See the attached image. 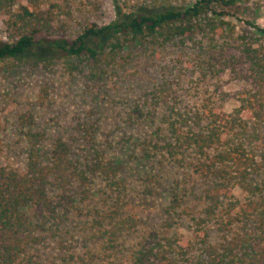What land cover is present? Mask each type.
I'll list each match as a JSON object with an SVG mask.
<instances>
[{
  "label": "trees",
  "instance_id": "trees-1",
  "mask_svg": "<svg viewBox=\"0 0 264 264\" xmlns=\"http://www.w3.org/2000/svg\"><path fill=\"white\" fill-rule=\"evenodd\" d=\"M69 1L0 0L10 31L8 40H0V61L39 63L59 56L73 69L86 64L91 76L104 79L117 73L119 55L131 43L193 39L205 26L214 34L193 65L204 79L228 72L241 83L235 94L239 106L230 112L211 102L212 95L183 103L178 86L184 77L173 72L163 74L152 90L166 109L157 128L164 131V143H151L188 168L184 187L181 180L170 190L165 228L144 234L123 264H264V179L258 178L262 165L255 129L252 134L249 129L264 126V26L242 18V0H111L112 21L82 22L71 31L70 14L63 9ZM84 1L99 8L97 0ZM228 17L242 20L255 33H235ZM222 27L224 32L229 28V39L218 36L216 29ZM35 48L54 54L30 55ZM245 112H251V121ZM147 115L151 111L136 104L129 124ZM20 124L26 129V166H0V264H19L27 257L34 264L31 253L45 235H55L74 214L89 216L100 230L114 221L116 227L104 230L113 242L114 233L124 227L117 219L126 181L96 138L98 123L79 122V138L61 136L49 146L46 130L35 127L33 115L21 116ZM97 180L118 192L111 204L95 187ZM180 217L193 222L187 234L172 230ZM50 264L92 263L70 252Z\"/></svg>",
  "mask_w": 264,
  "mask_h": 264
},
{
  "label": "rangeland",
  "instance_id": "rangeland-1",
  "mask_svg": "<svg viewBox=\"0 0 264 264\" xmlns=\"http://www.w3.org/2000/svg\"><path fill=\"white\" fill-rule=\"evenodd\" d=\"M97 1V9L88 7L84 0H70L67 8L62 6L70 14L66 22L71 31H76L82 22L103 24L115 18L111 0ZM242 4V18L264 26V0H242ZM225 20L230 22L229 28L235 33H255L236 17ZM223 28L216 29L218 36L229 39V28L225 32ZM214 30L204 26V31L199 30L193 39L173 37L167 41L131 43L119 55L115 67L117 73L104 79L91 76L86 64H78L79 68L73 69L59 56L39 63L15 59L0 61V166L20 170L26 166V154L23 153L26 143L22 139L26 129L20 124L21 116L33 115L35 127L45 129L48 134V146L61 136L79 138L83 133L78 123L89 121L98 123L96 138L101 148L107 150L108 157L121 166L120 176L126 181L120 202L123 207L117 219L124 222V227L114 233L113 242L108 241L109 234L104 230L116 227L114 221L100 230L91 224L89 216L74 214L55 235H45L43 243L31 253L34 264H50L70 252L81 254L92 264L127 263L144 234L165 228L169 221L166 208L170 190L181 180V187H184L183 174L188 167L186 163L174 161L166 150L153 145L164 143V131H157V128L160 120L165 118L166 106L151 92L161 82L163 74L173 72L184 77L178 86L183 103L200 102L212 95L211 102L214 100L226 111L237 108L239 101L235 94L241 83L228 72L221 77L204 79L198 66L192 63L201 46L206 47L211 41L208 38ZM9 33L8 16L0 11V40H8ZM33 52L30 55L54 54L41 48H35ZM136 104L142 105L145 112L151 111V115L129 124L130 112ZM251 116V112L244 113L248 121ZM254 127L249 129L251 134L255 129L253 141L262 165L258 177L261 180L264 179V126ZM80 144L76 143V146L80 148ZM96 182L95 187L103 198L116 197L118 192L105 181ZM111 202L112 198L108 203ZM189 220V217L178 218L175 224L173 222L172 230L187 234L188 226L193 223ZM213 233L217 235V232ZM19 264H29L28 257Z\"/></svg>",
  "mask_w": 264,
  "mask_h": 264
}]
</instances>
